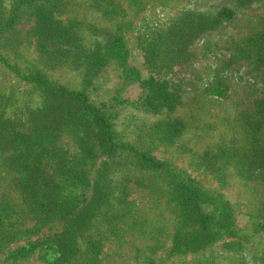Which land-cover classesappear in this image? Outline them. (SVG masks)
I'll return each mask as SVG.
<instances>
[{
  "label": "rangeland",
  "instance_id": "1",
  "mask_svg": "<svg viewBox=\"0 0 264 264\" xmlns=\"http://www.w3.org/2000/svg\"><path fill=\"white\" fill-rule=\"evenodd\" d=\"M41 8L74 36L59 60L58 47L38 39ZM114 36L126 65L111 59L95 70ZM0 54L26 75L85 90L116 143L167 164L147 169L129 151L86 156L72 129L57 131L54 147L76 171L58 176L62 196L89 204L69 264H264V0H0ZM150 77L167 85L172 107H147ZM44 89L0 62V264H49L40 248L14 253L61 228L58 218L35 228L21 175L34 161L23 141ZM177 182L198 189L214 219L199 249H175L194 229Z\"/></svg>",
  "mask_w": 264,
  "mask_h": 264
},
{
  "label": "trees",
  "instance_id": "2",
  "mask_svg": "<svg viewBox=\"0 0 264 264\" xmlns=\"http://www.w3.org/2000/svg\"><path fill=\"white\" fill-rule=\"evenodd\" d=\"M238 1L242 5H247L256 0ZM37 19L35 29L40 33L38 39L46 47H58L55 59H61L62 45L68 44L74 38L71 30L61 26V22L56 20L52 13L49 14L42 8L38 10ZM128 55L129 52L123 39L120 36H114L104 57H98L92 67L97 70L111 59L126 65ZM0 62L9 66L19 77L45 88L47 103L33 115L35 120L33 133L30 135V139L23 141L26 150L32 152L30 156L34 158V161L23 162L21 175L26 181L24 191L29 202V213L36 221L35 228L42 226L45 219L52 218L60 219L61 225L58 231L46 236L43 240L20 246L14 256H27L40 248L49 264H69L68 252L74 247L73 239L88 224L87 208L89 204L79 209L73 202L64 200L65 198L62 196L63 189L56 182L58 176H67L68 173L76 171H73L71 163L54 147L57 131L63 127L72 129L86 156H96L97 150L107 156L129 151L138 163L147 169L162 170L167 168V164L133 148L116 143L109 120L99 107L90 102L85 90L70 91L50 83L39 74L26 75L17 66L11 65L1 54ZM143 83L152 90V95L146 104L149 109L158 111L162 107L174 105L175 99L168 92L166 84L158 82L154 77L143 80ZM12 163L15 164L14 159ZM42 163L53 165L54 171L51 175L45 172ZM177 190L181 198L180 206L185 221L193 225L194 229L187 234H178L175 249L177 252L199 249L212 239L213 216L202 210V193L198 189L177 182ZM0 222H2V218H0ZM11 228L14 235L19 232L15 225H11Z\"/></svg>",
  "mask_w": 264,
  "mask_h": 264
}]
</instances>
